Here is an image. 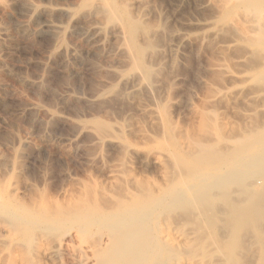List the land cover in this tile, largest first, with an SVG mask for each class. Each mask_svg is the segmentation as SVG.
Segmentation results:
<instances>
[{
    "label": "rangeland",
    "instance_id": "374dc122",
    "mask_svg": "<svg viewBox=\"0 0 264 264\" xmlns=\"http://www.w3.org/2000/svg\"><path fill=\"white\" fill-rule=\"evenodd\" d=\"M116 1L121 11L126 10V0ZM143 3L141 13L127 12L140 24L136 37L142 49L140 63L134 50L131 60L123 52L116 28L118 24L125 27L122 19L110 20L96 0H0V197L5 202L0 209H15L19 217L28 219L39 217L40 211L52 216L33 233L4 229L1 234L9 243L0 247L5 251L1 264H19L20 260L99 264L101 257L110 258L109 253H102L111 248L125 250L117 242L120 238L126 242L129 233L111 226L116 217L120 220L123 212H129L127 206L133 211L157 195V201L161 200L159 196L174 192V187H186L195 173L194 168L188 170L195 157L199 163L205 160L207 151L209 156L214 154V145L221 151L231 146L234 151L229 140L240 134L236 131L242 118L237 111L254 109L257 103L248 107L237 95L223 101L219 97L241 86L229 80L224 69L240 71L234 62L245 54L244 49L222 51L225 36L213 37L214 28L194 25L216 11L202 8L197 0ZM181 31L189 37H176ZM173 45L178 47L172 49ZM138 70L144 71L156 98L139 89L143 87ZM135 83L136 93L131 90ZM148 104L163 114L159 124L138 112ZM156 154L161 161L155 159ZM210 159L205 160L207 164L203 161L206 166L200 163L202 169H207ZM186 172L191 178L183 182L178 175ZM190 200H194L187 201L192 205ZM185 204L157 221L160 232L168 231L173 238L183 236V245L178 249L163 245V254L158 260L151 258L152 264H256L264 260L221 239L211 220L205 223L193 211L197 210L194 204L187 205L191 208ZM25 207H31L33 214L23 211ZM4 213L0 222L9 226L5 217L9 213ZM235 246L238 253L236 248L233 251ZM167 248V254L176 251L171 253L173 258L165 257Z\"/></svg>",
    "mask_w": 264,
    "mask_h": 264
},
{
    "label": "bare ground",
    "instance_id": "6f19581e",
    "mask_svg": "<svg viewBox=\"0 0 264 264\" xmlns=\"http://www.w3.org/2000/svg\"><path fill=\"white\" fill-rule=\"evenodd\" d=\"M126 1L128 2V6H124L126 10L123 9L121 11L120 8H118L116 0H96L97 4L100 5L104 10H106V13L110 20H113L117 23L122 19L125 27L118 24L116 28L117 33L123 41V52L125 53L127 59L131 60L132 51L134 50L137 53L138 57H140L141 63L142 49L140 48L139 44H137L136 40L137 31L140 30H138V28H140V24H138L137 21L135 22L128 13H130V9H132L134 12L136 10V13H141L142 8L144 7V0ZM180 2H185V0H180ZM197 2H199V5L202 8L211 7L216 11H214L213 15L211 14L210 19L195 23L194 25L198 26L199 28H214V31L212 33L213 37L225 36L226 38H224L226 39V41L221 43L219 48L220 50L226 51L240 47L243 48L245 52L244 55L238 57L234 62V65L236 67L241 68L240 71L236 72L230 70L229 68L224 69V75L235 84L241 86L236 88V92H227L226 94L221 95L219 97V100L223 101L228 97L232 98L230 96L237 95V99L242 105L250 107V103L255 102L257 104H254V109H252V107L251 109H238L237 112L241 114L240 116L242 119L239 123V131L236 132L240 134L239 136L237 134L236 138H230L234 139L235 141L229 140V144L233 143L232 145H235V149L234 146L232 147L234 149L233 152H231L232 150L230 151L231 146L229 148H226V146V150L223 149V151L226 152L223 156V151L219 150L217 146L214 145V154H211L209 156L207 155V152L209 151H207V158L206 156H204L207 159H205L206 161H208L209 157H212L213 161L210 159L211 164L209 163L211 165V168H208V164L207 169H202L200 163L202 162L201 164L203 166H206L207 163L203 158V160L201 161V158L199 159V163L198 159H196L198 156H196L194 159L195 165L193 164L194 167L193 165H189L192 168L189 167L190 169H188L191 170L194 168L193 172L195 173L192 172L193 175H190L192 179L190 180V182H188V184H185L186 187L178 190L174 187V189H176L174 191V189H172L173 187H170V185L168 188H170V190L172 189L174 192H171L167 188L171 193L166 189L167 193L169 192V194L165 196L166 190H163L165 193L164 195L162 194L163 191H161L162 193L160 194L164 197L159 196V199L160 197L162 198L159 201H157L158 195L156 196L157 199H154V203L150 201L153 197L150 198V200H148L149 198L147 199L150 204L148 202L146 203V198H142L145 201L143 204L145 205L146 203V205H151V207L147 205L148 208H144L146 205L144 206L143 204H139L140 206L138 209H134L133 211H131V209L133 208H131L130 205L127 206L129 208L126 209L129 212L124 210V217L120 218V220H118V217H116L117 220L115 219V222L113 224L114 226L112 225L111 227H115L116 230L120 228L123 229V231L125 232L124 234L129 233L128 236L130 235L131 238L127 237V241L123 242L124 239L120 238V236H125H123L124 234L121 231L120 233H122L123 235L118 234V237L120 239L115 236L119 239L117 240L120 242H117L115 238H113V240L117 243L123 244L124 246L122 247L125 248L127 252L124 249L119 250L121 246L120 248L118 247L116 249L111 248L113 250H107L108 252H104V254L102 253V255H105V253H109L110 258L106 255L109 260L107 259V261L105 259V262H103V258H106L105 256H103L100 258L101 261L103 260V263L100 262L99 259V264H152L153 260L151 258L154 257L158 260V257L163 254L162 251L166 247V244H169L170 247L176 246L178 249V246L183 245V236H176L175 238H173L168 231L165 232L163 230L164 232H160L159 228L161 227H159L160 224L158 225L157 221L158 218L162 217V214L164 217V215L170 210L176 209L183 203L185 204V202H187L189 198L194 200V202L192 201L194 205L192 204V206L190 203L188 204L189 201L187 202V205L197 209H193V211H196V213L198 214L197 217L202 221L204 220L205 223L208 224V222L211 220L210 224L212 229L217 231V233L221 236V239L233 241V246L237 244V248L239 250L242 249V252L244 250L245 254L246 252H248L250 255L256 253L255 255L258 256L259 259L260 256H262L261 259H263L264 257V0H197ZM120 7L122 8V6ZM145 12L146 11L144 9L142 13ZM119 13H121V15ZM143 32H145V30ZM234 33L235 35H233ZM175 34L172 35L176 36ZM176 37H181L182 40H185L187 37H189V35L186 32L181 31L178 32V36ZM168 43H170L171 46L172 42L169 41ZM175 47L178 46L173 45V48H171L174 49ZM171 48L169 49L172 50ZM146 73L147 75L149 74L148 72H145V74ZM137 75L139 76L138 78L140 81L138 82L141 87H143H139V89H145L148 93H150L153 90L151 89L152 85L150 84V81L145 78L144 71L138 70ZM137 87L138 86H136L135 83V85L131 87V90L135 92ZM152 95L154 96L153 93ZM154 101L157 100L155 99ZM157 109L159 108H156L155 105H145V107H142L141 109L139 108L138 112H140V114L142 115H150L152 117V120L156 121V123L159 124L162 118L160 116L161 111L159 112ZM257 116L258 119L260 116L262 118L260 117V120L255 121ZM163 125L165 126V124ZM164 126L162 127L163 129ZM238 126L239 125L236 126V130H238ZM230 128L231 127L227 129L229 130ZM220 151L222 155L221 158L218 157V155H220ZM158 154L155 155V159L157 161H159L161 158ZM202 155L201 157H203ZM203 161H205L206 164H204ZM197 163L199 164L196 165ZM195 166H200L201 169L199 168L200 170H196ZM188 173L187 175H178V177H180L179 179L184 180L185 177L189 176ZM189 177H187V179ZM183 182H185V180ZM179 184L177 183V185ZM191 196H194L195 199L194 197L191 198ZM1 200L2 199L0 197V208L3 206L4 202ZM138 202H140V200ZM138 202L136 204H138ZM185 205H183V207H189ZM4 208L5 209H0V218L4 217L2 214L6 212V215L8 213L10 214L8 215L9 217H11V219L8 218V215L5 216L8 219L9 226L1 223L2 220H0V247L9 243L8 238L3 237L1 234L2 231L7 227H11L12 233L14 234H19L22 232L25 234H29L37 231L43 225L45 226V224H47L52 217L49 212L40 211L39 217L28 219L27 216L19 217V213L15 209L9 211L8 209H6V206H4ZM25 208H22V210L29 211V213L33 214V209L31 207H27L26 209ZM209 211H211V215L209 214ZM7 219L5 221H7ZM109 229L110 232L113 233V229ZM128 239H132V241H129ZM163 245L165 247H163L162 249L161 247ZM241 246L242 248H240ZM108 247L110 248L111 245ZM235 248L236 246L233 250L232 247V250L235 251ZM237 248L235 252L238 253ZM175 250L173 249L174 252H176ZM232 250L231 253H233ZM111 251H113V253ZM114 251L116 252L115 255ZM123 251L124 253L121 254ZM166 251L168 252V248L167 250H165V257L167 254ZM173 251L171 253H173ZM171 253L167 255H170L169 257H172L174 253L172 256ZM4 254L0 249V257L4 256ZM235 255L239 256V254ZM112 256H115V258H112ZM240 259L242 260L241 256ZM148 260L149 262H147ZM220 261L221 260H219V262ZM252 261H254L255 263V260ZM263 261L260 260L259 263H257L256 261V264L263 263ZM212 262L215 263V261ZM19 264H29V262L20 260Z\"/></svg>",
    "mask_w": 264,
    "mask_h": 264
}]
</instances>
